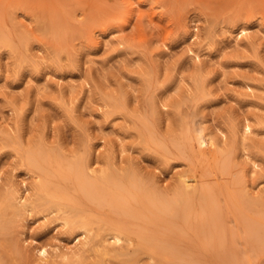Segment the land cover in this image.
<instances>
[{
  "label": "rangeland",
  "instance_id": "rangeland-1",
  "mask_svg": "<svg viewBox=\"0 0 264 264\" xmlns=\"http://www.w3.org/2000/svg\"><path fill=\"white\" fill-rule=\"evenodd\" d=\"M0 264H264V0H0Z\"/></svg>",
  "mask_w": 264,
  "mask_h": 264
},
{
  "label": "bare ground",
  "instance_id": "bare-ground-1",
  "mask_svg": "<svg viewBox=\"0 0 264 264\" xmlns=\"http://www.w3.org/2000/svg\"><path fill=\"white\" fill-rule=\"evenodd\" d=\"M34 24V23H33ZM30 28V27H29ZM26 47V46H25ZM28 49V48H27ZM248 126V125H247ZM16 127V126H15ZM249 128H251L250 126H249ZM243 130V129H242ZM244 132H246V130L244 129ZM11 137H13V136H11ZM122 143V142H121ZM122 146V145H121ZM120 148V147H119ZM124 151V150H123ZM18 152V151H17ZM247 156V155H246ZM244 157H245V155H244ZM121 159V158H120ZM120 161V160H119ZM96 163V162H95ZM94 164V163H93ZM95 165V164H94ZM99 165V164H98ZM256 165V164H255ZM112 173V172H111ZM107 174H108V172H107ZM35 177V176H34ZM184 178V177H183ZM37 179V178H36ZM187 179H190V177L189 178H187ZM184 180V179H183ZM187 182V181H186ZM192 182V181H191ZM184 184V183H183ZM178 187V186H177ZM26 188V187H25ZM186 188V187H185ZM186 190V189H185ZM188 190V189H187ZM186 190V191H187ZM26 191H27V189H26ZM25 192V191H24ZM188 192V191H187ZM185 195H188V194H185ZM21 198H22V196H21ZM188 198V197H187ZM57 208L58 209H60V210H63V212L65 213V216L63 217V221H64V223L67 225V226H69L71 229H73V228H75V227H77L78 226V222L72 217V215H71V213H70V211H69V208H68V206L67 205H65L64 203H57ZM31 211L33 210V207L31 206L30 208H29ZM174 210V209H173ZM67 213V214H66ZM46 217V216H45ZM88 229V228H87ZM68 232V231H67ZM102 235V234H101ZM78 237V236H77ZM94 238H96V237H94ZM115 238L116 239H121V237L119 236V235H115ZM85 239V238H84ZM91 244V243H90ZM42 246V245H41ZM53 246V245H52ZM139 246V245H138ZM54 247V246H53ZM55 247L57 248V246L55 245ZM53 249V248H52ZM38 251H39V254H41V255H43V256H45L46 254H48V250H47V248L45 247V246H42V247H40L39 249H38ZM53 251H55V250H53ZM105 255H106V253H105Z\"/></svg>",
  "mask_w": 264,
  "mask_h": 264
}]
</instances>
